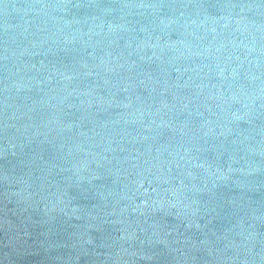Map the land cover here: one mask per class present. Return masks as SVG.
Instances as JSON below:
<instances>
[{
  "label": "water",
  "instance_id": "obj_1",
  "mask_svg": "<svg viewBox=\"0 0 264 264\" xmlns=\"http://www.w3.org/2000/svg\"><path fill=\"white\" fill-rule=\"evenodd\" d=\"M0 264H264V0H0Z\"/></svg>",
  "mask_w": 264,
  "mask_h": 264
}]
</instances>
